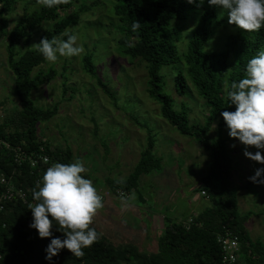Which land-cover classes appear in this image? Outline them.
<instances>
[{"label":"trees","instance_id":"trees-1","mask_svg":"<svg viewBox=\"0 0 264 264\" xmlns=\"http://www.w3.org/2000/svg\"><path fill=\"white\" fill-rule=\"evenodd\" d=\"M112 1L119 21L116 26L121 29L119 44L125 55L145 62L147 93L159 104L161 117L179 134L197 140L211 156L210 170L202 178V191L208 193L212 205L193 216L191 223L166 221L156 252H143L131 243L116 245L99 234L96 242L83 249L82 256L76 257L69 250L62 249L51 264H219L221 249L216 237L224 228L231 229L239 237L241 255L238 264H264V249L250 240L244 226L250 214H239L236 190L229 186L231 156L222 136L227 127L220 116L225 110H235V105H229L227 100L226 86L242 78L247 60L261 50L264 27L252 32L237 29L229 36L224 50L206 52L205 43L219 25L223 26V19L217 17L215 6L209 5L208 0H193V3L188 0ZM15 2L0 0V38L6 37V61L14 78L13 94L19 105L15 118L0 115V175L5 180V183L0 181V204L3 205L0 222L5 223V227L0 225V264H50L44 258V248L51 238H39L37 231L29 228L32 220L30 205L35 203L32 189L52 163H70L72 151L70 148L52 149L46 140L39 139L37 124L53 118L58 103L48 109L39 108L32 101L31 92L50 81L55 73L50 71L46 76H32V71L46 60L36 49H26L19 55L16 48L27 43L34 32L47 23L50 28L43 30L40 40L44 37L66 39L64 34H71L69 28L78 23L80 14L95 7L99 0L82 2L76 9H72L73 0H64L53 8L43 7L37 0H27L22 18L6 32L5 17L14 9ZM195 10L198 11L196 20L190 26L189 36L185 37V22L195 16ZM63 12L66 15L61 16ZM135 20L141 25L134 32L131 25ZM162 66L176 69L179 95L185 93V75L189 76L206 103L205 124L190 125L186 112L173 108L171 98L163 92ZM83 67L96 75L90 54L83 57ZM97 81L103 87V82ZM213 124L217 128V139L211 142L206 133ZM41 146L43 150H40ZM153 147V138L149 136L130 175L122 179V183L106 180L115 194L117 191L131 193L137 188L141 175L160 169V160L152 153ZM21 150L32 158L46 153L49 162L42 164L37 158V167L32 168L29 159H16V152ZM8 185L20 190L24 198L15 193L11 199L3 201L1 195ZM57 226L51 229L53 236L63 238Z\"/></svg>","mask_w":264,"mask_h":264},{"label":"rangeland","instance_id":"rangeland-1","mask_svg":"<svg viewBox=\"0 0 264 264\" xmlns=\"http://www.w3.org/2000/svg\"><path fill=\"white\" fill-rule=\"evenodd\" d=\"M93 1L73 0L72 9L78 8L82 2ZM26 2L16 0L14 9L7 13L6 32L22 18ZM112 6V0H99L95 7L80 14L78 23L69 31L77 35V43L83 46L84 52L78 57L58 56L56 62L46 61L36 67L32 76H46L50 71L55 76L32 91L31 99L42 109L58 103L56 115L37 124L39 139L46 140L52 149L70 148L71 162L80 159L84 163L88 171L82 175L93 181L99 194L105 190L111 192L105 197L104 207L98 211L91 226L113 244L131 243L150 253L158 250L166 224L158 212L169 215L167 209L170 206L176 218H184V223H187V217L192 212H202L212 205L207 192L200 194L202 177L210 170L211 156L197 140L179 134L161 117L159 104L147 93L145 62L125 55L119 44L121 29L116 26L119 21ZM215 8L217 17L223 19V26L219 25L205 43L206 52L224 50L229 36L237 30L228 23L226 11L220 6ZM193 13L195 16L185 22V37L189 36L198 11ZM64 15L66 12L61 14ZM46 28H50V24H44L27 43L18 46L19 55L26 49H36L34 44L39 43L40 35ZM5 45L6 37L1 36L0 115L2 118H15L19 105L13 94L14 78L7 65ZM261 50H264V44ZM86 54L91 55L96 75L88 73L83 67ZM160 74L163 92L171 98L173 108L184 110L190 125L205 124L208 109L189 76L185 75V93L179 95L176 69L162 66ZM97 79L103 82V87ZM206 135L211 142L217 139L215 124ZM149 136L154 141L152 153L160 160L161 168L155 172L165 174V179L154 178L155 172L143 174L131 193L116 195L106 180H122L130 175ZM222 136L231 156L229 186L236 190V209L241 215L250 214L244 224L248 237L264 249V185L253 184L248 179L264 164L246 158L243 154L246 147L253 153L257 149L230 138L227 128ZM261 153L264 155V150ZM198 180H201L200 185ZM133 193L135 199L130 201L131 207L121 208L120 197ZM114 195L119 200H114ZM192 199L196 200L192 202ZM153 211L155 213L151 214Z\"/></svg>","mask_w":264,"mask_h":264},{"label":"clouds","instance_id":"clouds-1","mask_svg":"<svg viewBox=\"0 0 264 264\" xmlns=\"http://www.w3.org/2000/svg\"><path fill=\"white\" fill-rule=\"evenodd\" d=\"M64 0H37L46 8H53ZM193 3V0H188ZM209 5L222 7L228 15V23L237 29L252 32L264 27V0H208ZM139 21H133L131 28H140ZM67 38L44 37L36 50L48 62H56L60 57H78L84 52L77 43V35L64 34ZM229 105H235L234 111L220 113L228 129L230 138H236L245 146H254V153L244 150V156L252 161L264 164V50L257 51L247 60L242 78L233 80L226 86ZM235 146V145H233ZM88 169L80 159L70 163L54 162L45 169L42 177L32 189L30 205L32 220L29 228L35 229L39 238H51L44 248L45 260L50 264L53 257L62 249L69 250L76 257L82 256L83 249L98 239L99 233L93 225L98 211L104 207V198L99 194L93 181L83 173ZM253 184L264 185V167L257 168L254 175L248 177ZM117 180V183H122ZM135 195L121 196V208L131 207ZM51 217V219H50ZM63 234L53 236L51 229Z\"/></svg>","mask_w":264,"mask_h":264},{"label":"built area","instance_id":"built-area-1","mask_svg":"<svg viewBox=\"0 0 264 264\" xmlns=\"http://www.w3.org/2000/svg\"><path fill=\"white\" fill-rule=\"evenodd\" d=\"M6 147H9L8 144L4 143ZM43 146L40 147V150H43ZM20 150V148H18ZM16 159H22V160H26L29 159L30 160V166L32 168H36L37 164H38V160L37 158L40 160V162L42 164H46L47 162H49V156L46 153L43 154H37L36 158H32L27 156L25 153H23V151L21 150L20 152L17 151L16 154ZM0 181L2 183H5L4 177L0 175ZM15 189V187L13 185H8V187L6 188V191L1 195V199L4 200H9L11 199V197L15 194L18 193L21 198H24V194L20 191ZM111 194L110 190H105L103 192V194H101L103 196V198L105 199V197L109 196ZM117 194H124V192L122 191H117ZM201 194H205L204 191H201ZM3 211V205L0 204V213ZM0 221H1V217H0ZM192 222V218H189L187 220V223H191ZM1 227H5V223H1L0 222ZM217 243L220 246L221 249V258H220V263L219 264H238V260L239 257L241 255V243L239 240L238 235H236L231 229L229 228H224L223 231L221 233H219L216 237Z\"/></svg>","mask_w":264,"mask_h":264},{"label":"crops","instance_id":"crops-1","mask_svg":"<svg viewBox=\"0 0 264 264\" xmlns=\"http://www.w3.org/2000/svg\"><path fill=\"white\" fill-rule=\"evenodd\" d=\"M161 168V167H160ZM158 170H160V169H158ZM158 170H155V171H158ZM155 171H152V172H155ZM151 173V172H150ZM171 173H173V172H171ZM147 174H149V173H147ZM155 175H153L154 176V178H157V179H165V174H158L157 172H155L154 173ZM203 178V177H202ZM173 179V175L170 177V180H169V183H171V180ZM199 182H197V184L198 185H200L201 183H200V181L201 180H198ZM201 191H202V187L200 188V194H201ZM114 197V200H119L118 199V197L116 196V195H114L113 196ZM195 198H197V197H195ZM196 200V199H195ZM194 199H192V202H194L195 201ZM158 201V200H157ZM159 202V201H158ZM163 202V201H162ZM162 202H160V203H162ZM188 203L190 204L191 202H190V200H188ZM167 211L169 212V215L166 213H164L163 211H161V212H156L157 214H159V215H162V219H163V221H164V223H166V221H168V220H170V221H174V222H184L185 220H184V218H179V219H177L176 218V216L177 215H174V209L172 208V207H170L169 206V208L167 209ZM153 213H155V211H153V212H151V214H153ZM198 213H200V212H192V214H190L188 217H187V219H189V218H191V217H193V216H195L196 214H198ZM158 216V215H157ZM151 217H154V216H152L151 215ZM174 219H177V220H174ZM181 219V220H180ZM186 219V220H187ZM152 220H154V218H152ZM155 221V220H154ZM164 230V229H163Z\"/></svg>","mask_w":264,"mask_h":264}]
</instances>
